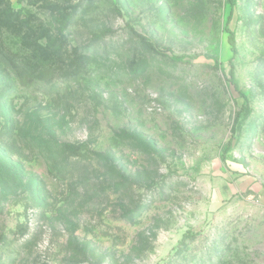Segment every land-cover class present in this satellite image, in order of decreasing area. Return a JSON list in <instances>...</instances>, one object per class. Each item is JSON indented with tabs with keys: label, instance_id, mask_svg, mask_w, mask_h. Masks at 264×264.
I'll return each mask as SVG.
<instances>
[{
	"label": "rangeland",
	"instance_id": "1",
	"mask_svg": "<svg viewBox=\"0 0 264 264\" xmlns=\"http://www.w3.org/2000/svg\"><path fill=\"white\" fill-rule=\"evenodd\" d=\"M8 3L0 264H264V0Z\"/></svg>",
	"mask_w": 264,
	"mask_h": 264
},
{
	"label": "trees",
	"instance_id": "2",
	"mask_svg": "<svg viewBox=\"0 0 264 264\" xmlns=\"http://www.w3.org/2000/svg\"><path fill=\"white\" fill-rule=\"evenodd\" d=\"M9 0H0V34L1 32L3 31H9V29L17 32V33H21V27L23 26V24H26V22H24L23 18H22V15L20 13L19 10H16L14 9L10 3H8ZM59 3L60 2H63V3H66L70 0H57ZM56 11H59V10H63L62 11L63 15H64V21L65 23H67L72 15L74 14L73 11L69 10V9H64V6L61 5V4H57L56 5ZM77 8V5H75L74 9ZM37 31H34V33L28 38L31 39V43L34 44L36 43L37 41H39L40 39L42 38H46L48 40V42L50 40L53 39V37L48 33H46V30H42V32H40L38 35L36 34ZM24 35H27V34H24ZM47 36V37H46ZM50 39V40H49ZM38 43V42H37ZM39 46H41L39 44ZM42 47V46H41ZM124 134H127L128 136H134L133 134H131L128 130H125L124 131ZM138 136H143L142 133H139ZM64 146V149L67 150V151H70V152H75V153H78V152H81L82 150H86V151H90L92 152V154L96 157H102V158H107L108 156L105 155L104 153L102 152H99V151H92L90 149V146L89 144L87 143H79V144H63ZM130 212H132L130 210Z\"/></svg>",
	"mask_w": 264,
	"mask_h": 264
}]
</instances>
